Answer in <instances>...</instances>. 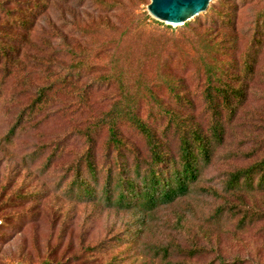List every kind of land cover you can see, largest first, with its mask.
Listing matches in <instances>:
<instances>
[{"label":"rangeland","instance_id":"374dc122","mask_svg":"<svg viewBox=\"0 0 264 264\" xmlns=\"http://www.w3.org/2000/svg\"><path fill=\"white\" fill-rule=\"evenodd\" d=\"M149 3L150 0H51L30 40L23 45L19 64L9 69L10 76L0 85V218L6 232V238L0 243V264H97L106 253H91L90 248L106 235L133 222L132 213L124 211L106 210L95 218L94 203L72 202L68 177L62 180L63 169L85 149L81 130L107 112L120 96L118 81L98 83L91 82L92 78L108 72L115 76L121 74L120 78L126 81L122 87L138 104L139 117L152 125L157 118L153 109L160 104L206 127L202 81L196 70L197 51H193L192 44L183 45L185 54L165 49L157 53L135 43L130 35H135L138 28L145 34L153 29L170 31L175 37L187 33L188 27L204 30L216 43L212 54H216L219 66L235 73L236 68L242 67L244 55L251 46L256 19L264 21V0H212L205 12L184 25H167L155 20L147 13ZM229 6L235 7L230 26L211 12L214 7L222 15ZM99 23L102 27L98 32L90 34V28ZM54 25L67 40L55 33ZM124 29L129 36L121 34ZM64 41L77 52L92 54L90 62L98 67L93 71L85 70L80 80L75 79L67 88L60 81L56 82L48 92L49 98L41 113L7 139V131L16 115L29 103L34 91L63 76L66 66L71 64ZM104 46L109 48L107 52H102ZM259 46L245 103L226 127L224 144L217 150L212 165L202 173L201 187L214 186L210 181L230 164L247 162L239 154L251 152L253 159L264 155V32ZM113 49L123 52L110 58L108 53ZM228 64L233 69L228 68ZM2 74L5 72L0 67V80ZM167 74L183 79L177 90L192 107L178 101L167 89ZM84 84H91V92L87 106L78 111L71 93ZM145 90L153 92L155 101L147 98ZM157 123L162 128L160 124L165 121L162 118ZM119 129L143 151V141L135 130L126 123ZM106 136V128L94 134L97 162H102ZM63 138V146L54 154L50 166L43 169L53 143ZM223 154L224 160L221 159ZM29 193H41V197L28 203L18 199ZM229 199L235 202L234 198ZM244 199L251 204L248 198ZM255 199V206L264 210V197ZM219 202L220 198L205 197L195 190L152 213L141 241L148 246L166 240H176L184 246L190 241L205 246L209 253L192 263H206L219 255L228 261L240 258L244 259L243 264H264V220L243 231L235 229L234 220L226 213L220 219L212 217ZM175 221L184 224L183 233L176 234L170 229ZM140 262L161 264L148 254H143Z\"/></svg>","mask_w":264,"mask_h":264},{"label":"trees","instance_id":"16d2710c","mask_svg":"<svg viewBox=\"0 0 264 264\" xmlns=\"http://www.w3.org/2000/svg\"><path fill=\"white\" fill-rule=\"evenodd\" d=\"M50 1L0 0V67L5 72L2 74L0 85L10 76L9 69L19 64L22 47L30 40L32 31L45 14ZM229 10L220 15L213 7L211 12L230 26L235 7L229 6ZM142 18L146 19V16L143 15ZM100 27L101 23L91 27L89 33H97ZM187 29V33H181L176 37L174 32L157 29L145 34L141 28L137 29L135 35L129 36L126 29L121 34L132 37L135 43L157 53L165 49L185 54L183 47L192 44L193 51H197L196 70L202 81V97L207 115L206 127L192 123L189 117L163 108L160 104L156 106L157 109H153L157 113V118L152 125L139 117L138 104L122 87L126 81L120 78L121 74L115 76L108 72L91 80L98 83L104 80L118 81L120 96L107 112L96 117L81 130L80 135L85 140V149L77 153L74 160L63 169L62 180L68 177L67 187L72 202L94 203L96 209L92 214L95 218L106 210L131 212L133 215V222L115 233H110L111 236L106 235L90 248L91 253H106L103 260L97 264H139L138 260L143 254L150 255L152 260H160L161 264H243L244 259L234 258L228 261L219 255L206 263H192L193 260L209 253V250L191 241L187 246L176 240H166L155 246H148L141 241L146 221L152 213L174 204L195 190L201 191L205 197L220 198L219 204L213 209L212 217L220 219L226 213L234 220L235 229L243 231L249 225L264 220V210L255 206V198L264 197V155L253 159L251 152L239 154L238 156L245 157L247 162L230 164L217 175L218 177L210 181L215 187L199 186L202 173L212 165L217 150L224 144L226 127L231 124L235 114L245 103L247 84L260 51L264 21L256 19L251 46L244 55L242 67L236 68L235 73L223 70L219 66L216 54H212L216 43L208 37V32L189 27ZM54 31L62 40L67 38L55 25ZM63 43L72 59L71 64L66 66L63 76L34 91L29 103L19 111L7 131V139H11L17 130L24 124L32 122L38 113H41L48 101V92L53 90L56 82L60 81L63 87L67 88L75 79L80 80L85 70L98 67L97 64L90 62L92 54L90 55L88 51L80 53L71 47L69 42ZM102 49V52L109 50L106 46ZM113 50L108 53L110 58H116L123 52H119V49ZM201 52L205 53L202 55ZM194 58L195 54L192 56V59ZM227 67L233 69L231 64ZM165 78L167 89L175 94L174 98L183 101L185 106L192 107L191 102L177 90L183 84V79L173 78L170 74ZM90 92L91 84L74 88L71 94L75 98L74 105L77 104L75 108L78 111L87 106ZM145 93L148 99L155 101V95L151 90H145ZM162 118L165 124H160L162 128H159L157 122ZM125 123L140 135L143 151L121 133L119 126ZM101 128H106L107 136L102 162H97L94 134ZM63 142L64 138L53 143L52 153L44 163L43 169L50 166L54 154L59 152ZM221 159H225L224 154ZM39 197L41 193H29L18 196V199L28 203ZM229 198H234L235 202ZM244 198H248L251 204H247ZM30 216L34 217V214L31 213ZM3 225L4 229L5 224ZM170 229L179 234L183 233L185 228L181 221H175ZM5 238L6 232L3 231L0 243Z\"/></svg>","mask_w":264,"mask_h":264},{"label":"water","instance_id":"95a60500","mask_svg":"<svg viewBox=\"0 0 264 264\" xmlns=\"http://www.w3.org/2000/svg\"><path fill=\"white\" fill-rule=\"evenodd\" d=\"M212 0H150L147 13L167 25H183L205 12Z\"/></svg>","mask_w":264,"mask_h":264},{"label":"built area","instance_id":"2783aa9c","mask_svg":"<svg viewBox=\"0 0 264 264\" xmlns=\"http://www.w3.org/2000/svg\"><path fill=\"white\" fill-rule=\"evenodd\" d=\"M3 224H4L3 221L0 219V236L3 234V231H4Z\"/></svg>","mask_w":264,"mask_h":264}]
</instances>
